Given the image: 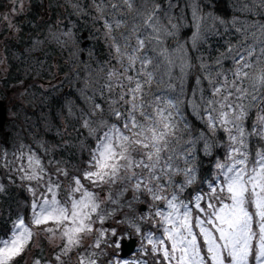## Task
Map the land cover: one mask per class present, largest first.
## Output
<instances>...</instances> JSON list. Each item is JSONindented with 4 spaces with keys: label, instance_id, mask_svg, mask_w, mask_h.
Wrapping results in <instances>:
<instances>
[{
    "label": "snow or ice",
    "instance_id": "obj_1",
    "mask_svg": "<svg viewBox=\"0 0 264 264\" xmlns=\"http://www.w3.org/2000/svg\"><path fill=\"white\" fill-rule=\"evenodd\" d=\"M92 7L115 60L101 65L103 82L96 81L91 107L81 116L94 146L79 175L70 176L61 161L45 163L24 145L14 154L18 164L3 159L9 181L19 180L33 200L31 227L17 218L11 237L0 239V264H13L42 233L54 243L52 259L36 258L33 264H64L63 257L84 248L93 224L113 214L103 212L101 204H119L126 192L148 207L117 223L127 222L140 237V255L150 253L154 264H264V0H233L230 19L206 11L203 0H92ZM185 27L191 35L181 42L177 38ZM213 37H223L226 45L218 55L210 50ZM169 38L176 40L174 48L167 46ZM190 51L197 55L191 57ZM162 84L174 95H160ZM183 107L208 131L185 140L190 125ZM201 142L205 155L222 147L224 156L216 159L213 179L201 180L206 188L183 198L198 181L196 144ZM40 148L48 154V148ZM60 177L68 181L66 188ZM84 181L94 188L107 186V196L102 199ZM61 192L64 199L58 198ZM0 193H5L3 184ZM149 221L151 228L144 230ZM49 222L55 227L32 230ZM96 231L99 235L84 248L87 255L77 252L79 264H98L97 253L88 249L108 255L102 244L122 250L125 238L131 239L115 228ZM34 246L43 251L40 244ZM106 264L147 261L117 254Z\"/></svg>",
    "mask_w": 264,
    "mask_h": 264
},
{
    "label": "trees",
    "instance_id": "obj_2",
    "mask_svg": "<svg viewBox=\"0 0 264 264\" xmlns=\"http://www.w3.org/2000/svg\"><path fill=\"white\" fill-rule=\"evenodd\" d=\"M232 2L233 0H203L207 6L206 11L225 19L232 17ZM76 4L80 5L79 9L73 6ZM28 5L26 14L21 16L24 21L18 23L17 35L9 37L2 47L3 61L9 71L0 79L1 84L6 89L23 85L27 96L22 98L23 101L21 100L14 111L17 112L14 115L15 121L6 123L8 137L0 132V159L4 152V156L6 154L9 157L12 152L18 151L21 145H28L44 158V162L50 159L61 161L70 176L79 175L77 169L84 166L89 155L88 149L95 143L88 131L81 126V116L91 107L89 97L93 94L96 81L99 79L103 82L101 65L106 68L109 63L115 64V60L111 59L109 48L104 42L102 22L92 18L96 15L92 0H29ZM69 30L71 37L62 35ZM191 31L190 28H183L177 39L181 42L187 40ZM57 36L66 43H58L54 38ZM232 39L235 42V37ZM166 44L174 48L176 40L169 38ZM210 45L213 55L219 54L217 49L226 47L223 37L211 38ZM202 48L209 50L208 45ZM189 55L194 58L197 53L190 51ZM225 65L231 66V61H225ZM195 72L193 69L192 76L189 77V87L194 83ZM174 73L179 74V69H174ZM158 93L174 95L164 84L160 85ZM182 110L190 125L183 133L185 140L199 136L201 131H208L190 109L183 107ZM218 135L224 136L222 132ZM40 145L48 148L47 155ZM196 153L198 181L185 191L183 198H188L196 188H206V185L201 184V180L213 179L216 159H223L224 149L214 148L213 155L207 156L203 153L201 142L196 144ZM177 178L183 179L180 176L174 179ZM84 183L88 184L87 181ZM0 184L5 186V193H0V239H8L13 230V222L17 218L30 222V207L23 205L26 190L24 187L11 183L4 177ZM105 188L108 191V187ZM129 194L130 196L126 197L124 193L119 204H113L112 216L121 214V209H126L127 214L135 217L142 213L139 208L141 205L145 206V209L148 207L147 204L131 201L132 193ZM112 195L117 196L116 189L112 190ZM129 201L132 202L131 208L127 206ZM142 228L146 230L143 225ZM126 231L132 237H137L133 229L128 228ZM37 243L43 248V254L51 256L53 248L48 252V244L46 248L44 243ZM27 251L32 255L29 258L34 260V257L39 255L40 248L30 244ZM22 258L23 255L15 259V263L20 264ZM99 262L106 264L101 257ZM149 264H154V260L149 261Z\"/></svg>",
    "mask_w": 264,
    "mask_h": 264
},
{
    "label": "rangeland",
    "instance_id": "obj_3",
    "mask_svg": "<svg viewBox=\"0 0 264 264\" xmlns=\"http://www.w3.org/2000/svg\"><path fill=\"white\" fill-rule=\"evenodd\" d=\"M28 0H12V1H3L0 0V79L2 77H5V75L8 73L9 68L7 67V65L4 64V56H3V52H2V47L4 42L8 41L9 37H15L18 33V23L20 22L19 18H17L20 15V19L21 16H24L26 14V11L29 7ZM27 93H26V88L25 86H20L18 85V87H12L10 89H6L5 87H3V84H1L0 81V99L1 97H5L6 102L8 104V119L7 122L12 123L14 120V115H16V113L14 112L16 107L21 103L22 98H26ZM23 101V100H22ZM14 106V110H12ZM19 113V111H18ZM25 149L30 148L28 145H24ZM6 153V152H4ZM4 153L0 159V165L2 167V175H0V182L2 180V177H4L5 179H8L9 176V171L7 167L2 166L3 165V159H6L9 162V165H13V164H18L19 161L15 160V156L14 154L17 153L16 152H12L9 157L6 155L4 156ZM47 163V162H45ZM12 175H15V173H12ZM61 180L64 181V186L65 188L67 187V183L68 181L66 179H64V177H60ZM16 184L20 187H24L25 193H24V203L23 205H29L30 207V222H25L26 225H29L31 227V203L33 200L32 195L27 191V188L24 184H22L19 180H16ZM87 187H89V189L99 193V196L103 199L104 197L107 196L108 191L107 188L104 187V189H100V188H94L91 184H87ZM130 192H126L125 196L129 197ZM125 197V198H126ZM60 199H64L65 195L63 192L60 193L59 197ZM128 199V198H126ZM113 207V204H109V203H102L101 204V210L105 213L107 212H112L111 209ZM162 207V205H161ZM147 209V208H146ZM144 208V211L146 210ZM143 211V212H144ZM121 214H115L114 216L112 215H107L103 224L99 223L98 221L96 223L93 224V233L92 234H85L84 235V248H87V246L89 244H91L93 242V240L95 239V237H97L99 235V232L96 231L97 229H111V228H115L120 232H125L128 233L126 231V229H128V224L123 223H117V221H125V218L127 217L128 219H131V214H127V210L126 209H121L120 211ZM124 214V215H122ZM93 219L95 220V216L93 217ZM138 222V221H137ZM139 223V222H138ZM43 227H55L54 224H52V222H49L48 225H42L40 227H33L32 230L34 232L37 233H41V230ZM143 227L147 230L151 228V222L149 221V223L144 224ZM153 232H156V229H151ZM159 234V233H157ZM48 234H41L39 236L33 237V244L32 246H34V244H36L37 242H41L44 243L46 245V248L48 247L47 244L50 246V248H48V252L51 251V248L54 249V243H50L48 239H46V236ZM108 237L110 238V233L107 234ZM128 235H130L128 233ZM137 235V234H136ZM57 236H59V233H57ZM11 237V236H10ZM127 239V238H125ZM137 239V246L136 249L127 257L124 258V260L127 261H135V260H146L147 264H149V261L151 260H155L154 257L151 256V254L149 253L148 256H141L140 252H139V247H140V237L137 235L136 237ZM55 243H60L59 240L55 241ZM84 248L81 249H74L71 253H69L68 256L63 257L62 259L64 260V264H71V263H77L79 264V259L81 257H79L77 255V252H81L84 255H87V253L84 252ZM101 248L104 249L108 255H104L101 252V249H95V248H91L88 249L89 252H96L97 253V259H98V264H100L99 262V258L101 257V259L105 262L108 261V259L110 258V256H116L117 254H119V250L115 249V248H104V245H101ZM101 254V256H100ZM23 255L22 260L20 261V264H33V258H29L32 257L31 253L29 251H25ZM19 258V257H17ZM16 258V259H17ZM39 258L42 261H47L52 259L51 256L47 257L45 254H43L40 250L39 255L37 257H34V259ZM14 264H18L15 263V260L13 261ZM53 264H55V261H53Z\"/></svg>",
    "mask_w": 264,
    "mask_h": 264
},
{
    "label": "water",
    "instance_id": "obj_4",
    "mask_svg": "<svg viewBox=\"0 0 264 264\" xmlns=\"http://www.w3.org/2000/svg\"><path fill=\"white\" fill-rule=\"evenodd\" d=\"M6 121V107L4 101L0 100V131L3 130L4 124ZM143 210L144 207H141ZM137 241L135 238H131L130 240H124V247L120 250V256L125 258L129 256L135 249Z\"/></svg>",
    "mask_w": 264,
    "mask_h": 264
},
{
    "label": "flooded vegetation",
    "instance_id": "obj_5",
    "mask_svg": "<svg viewBox=\"0 0 264 264\" xmlns=\"http://www.w3.org/2000/svg\"><path fill=\"white\" fill-rule=\"evenodd\" d=\"M4 1L8 2V1H12V0H4ZM28 1H29V0H28ZM28 1H27V2H28ZM19 16H20V15H19ZM19 16H18L17 18H19V20H21ZM21 21H24V20H21ZM1 100H3V101L5 102L6 109H8V104H7V102H6L7 99H5V97H4V98L1 97ZM5 131H7V130H6V125H5V128H4V131H2L1 133H2L5 137H8V134H9V133H8V131H7V132H5Z\"/></svg>",
    "mask_w": 264,
    "mask_h": 264
}]
</instances>
